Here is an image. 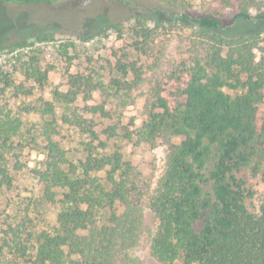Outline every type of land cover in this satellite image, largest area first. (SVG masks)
Instances as JSON below:
<instances>
[{
    "label": "trees",
    "instance_id": "trees-1",
    "mask_svg": "<svg viewBox=\"0 0 264 264\" xmlns=\"http://www.w3.org/2000/svg\"><path fill=\"white\" fill-rule=\"evenodd\" d=\"M153 1L166 21L193 29L186 56L165 71L158 62L132 57L152 50L154 31L142 23L133 28L129 47L114 54L112 70L120 76L106 80L72 72L79 49L52 31L0 43V184H10L6 161L12 150H40L47 161L33 169L43 183L35 203L42 216L46 207L55 208L54 219L38 230H3L0 264H138L132 250L144 205L158 219L150 248L155 264H264V201L250 210L245 200L253 190L238 175L247 167L256 174L264 162V37L226 35L222 21L226 8L234 20L264 19V0H216L199 15L190 13L191 0ZM49 46L66 63V88L53 87L45 96L55 67L45 61ZM170 82L176 87L167 96ZM99 90L140 97V124L97 129L85 115L110 117L103 103H86ZM63 128L88 137L75 156L60 144ZM125 143L167 146L153 188L124 157Z\"/></svg>",
    "mask_w": 264,
    "mask_h": 264
},
{
    "label": "rangeland",
    "instance_id": "rangeland-1",
    "mask_svg": "<svg viewBox=\"0 0 264 264\" xmlns=\"http://www.w3.org/2000/svg\"><path fill=\"white\" fill-rule=\"evenodd\" d=\"M191 4L190 13L199 15L216 6L217 1L191 0ZM223 14V32L226 35L248 36L259 33L264 37V19L234 20L232 8L224 9ZM140 23L153 29L154 41L149 55H138L134 52L133 58L139 57L147 64L158 62L160 69L165 71L171 68L172 62L176 64L186 56L187 43L193 36V29L177 20L166 21L165 13L158 9L153 0H58L52 4L0 2V43L27 38L34 31H52L57 40H73L79 49V56L70 69L72 72L81 70L98 74L105 77V80L110 75L120 76L112 70L114 54L121 55L129 47L134 40L132 30ZM114 24L116 26L113 27ZM81 37L87 38L86 41ZM45 61L55 64L54 69L49 72L48 84L42 91L47 96L53 87L66 88V79L63 78L66 63L56 58V51L52 46L46 48ZM175 87L176 83H168L166 95ZM224 90L232 92L226 87ZM86 103H103L110 114L107 118L94 114L85 115L94 119L97 129L116 122L126 125L134 122L136 126L142 119L143 100L137 96L110 97L99 90ZM84 104L85 101L78 102V106ZM263 116L264 102L260 105L259 120ZM100 136L103 137L102 134ZM58 139L61 146L75 156L78 154L77 150L83 147L82 142L87 141L88 137L72 128H63ZM122 152L141 172L150 189L153 188L163 173L167 146L161 143L155 146L125 143L122 144ZM44 161H47L46 155L31 147H17L7 155L6 167L10 184H0V236L8 226L19 225L22 233L31 229L38 230L54 219V207H46L42 216L39 213L42 209L35 203L39 200L43 183L33 174V169L42 168ZM238 175L253 190L252 196L245 200L247 207L257 211L264 201V162L256 174H251L247 167ZM157 227V217L144 205L141 231L132 250L138 264H155L150 248Z\"/></svg>",
    "mask_w": 264,
    "mask_h": 264
}]
</instances>
